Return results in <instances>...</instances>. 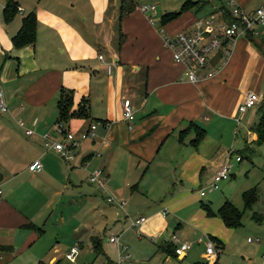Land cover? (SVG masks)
I'll use <instances>...</instances> for the list:
<instances>
[{"label": "crops", "instance_id": "obj_1", "mask_svg": "<svg viewBox=\"0 0 264 264\" xmlns=\"http://www.w3.org/2000/svg\"><path fill=\"white\" fill-rule=\"evenodd\" d=\"M12 1L17 9L10 12L4 8L5 0H0V90L7 110L0 119V263L29 245L26 240L32 228L28 224L53 203L56 194L64 196L67 190L66 195L91 199L94 190H99L123 201L120 209L116 206L125 221L115 242L118 250H123L120 237L127 228L136 229L150 242L158 237V244L176 233L191 242L183 255L175 254L187 258L185 264H214L215 260L224 264L220 252L225 243L229 245L231 227L217 213L207 214L202 202L209 201L201 199L206 192L200 194L199 189L208 185L212 172L231 150L223 130L240 134L244 147L256 137L252 129L256 120L249 123V118L253 107L258 112L257 105L242 112L237 105L248 89L257 99L264 94V40L258 37L264 24L250 38L237 36L221 66L192 82L162 45L156 26L138 8V0ZM235 1L246 9L254 8L248 7L251 0ZM221 2H211L198 13V8L206 6L198 0L161 25L169 32L189 28L196 17L219 16ZM29 11L35 16L34 40L15 45L11 36ZM222 56L218 48L201 72L212 70ZM61 88L71 90V108L81 101L85 108L82 115H68L70 129L79 131L98 121L94 135L76 146L70 165L55 150L45 149L41 139L58 116ZM125 98L134 109L130 127L122 115ZM19 118L32 128L31 134L17 125ZM200 128L202 136L193 140ZM35 158L42 167L29 170L27 164ZM96 167L103 169L104 186L88 179V172ZM72 174L80 183L72 181ZM45 175L60 189L43 184L39 177ZM133 214L144 218L138 226L128 227L127 215ZM80 226L85 225L77 223L73 228ZM80 233L79 247L83 243ZM198 237L202 239L197 241ZM207 237L213 241V253L205 252V243L203 249L190 253L195 243ZM60 247H53L48 262L59 259L60 263L67 250L58 257L55 252ZM155 251L162 250L156 247ZM98 255L113 264L105 250L93 258Z\"/></svg>", "mask_w": 264, "mask_h": 264}, {"label": "rangeland", "instance_id": "obj_2", "mask_svg": "<svg viewBox=\"0 0 264 264\" xmlns=\"http://www.w3.org/2000/svg\"><path fill=\"white\" fill-rule=\"evenodd\" d=\"M138 1V4H155V15L153 16L155 26L158 25V17L161 12L178 9L184 2V0ZM204 1L206 6L198 8L197 12L199 10L201 11L198 13L206 11V9L211 6V2H218V0ZM125 2H128V0H125ZM260 4H262V0H251L248 7H255ZM145 13L147 14L148 12ZM258 37L264 40L263 29ZM0 87L3 89V85H0ZM261 97L257 99V103ZM257 103L256 105H258ZM0 112V119L2 120L3 117H6L7 110ZM251 112L254 115L249 118V123H251L252 120H256L259 115L254 107ZM17 127L15 126L14 129V127L11 126L12 130H18L19 127ZM223 136L225 138L228 136L226 145L230 146L229 148L231 149L230 160L232 162V174L226 178L220 179L218 181V187L211 191H209L208 186L204 185L203 190L206 194L203 195L201 199L208 200L209 204L214 209H216L225 198L231 200L239 208H242L243 202L241 192L254 185L257 186L258 197L250 208L247 207L243 209L241 225L230 228L231 236L229 238V245L225 243L224 248L220 252V259L223 258L226 261L224 264H242L249 259L264 264V259H261V255L264 253V142H256L253 140L248 143V147H244L243 139L240 134H234L232 130L226 133V130H223ZM234 139H236V141H234ZM235 153L241 154V160L235 161ZM59 157L61 160H64L62 156L59 155ZM39 179L43 184H48L49 188L60 189V186H52L49 175L39 177ZM71 179L74 183L76 182V184L80 183L79 177L76 178L75 174L71 175ZM81 181L87 184L85 180ZM160 188L161 187L158 186L155 187L154 190L156 191V189L159 190ZM1 189L2 185L0 184V190ZM67 193L68 191L65 190L63 193V195L65 194L64 196H62V194H56L53 198V203L48 208H43L39 212V216L32 223L42 229H39V227H31L32 230H28L29 235L26 241L29 242V245L27 244V246L20 251L16 250L12 254L14 255L13 257L11 256L0 264H34L38 260L48 261V257L51 255L54 246H61V249L55 252L56 254H60L58 257H61L62 252L68 249L70 245L74 243L78 244L76 241L77 234L78 232H82L81 229H84V233H80L83 241L82 246L79 247L73 259L70 260L62 256L59 264H83L85 262L108 264L101 255L93 258L92 245L89 241L90 235H96L100 238L101 247L105 250L106 255L113 261V264H125L128 259L132 262L141 264H185L187 261V258L179 259L175 256L170 259L165 252L155 251L159 238L155 237L154 241L150 242L145 238L146 236L144 234L134 231L136 230L134 228H127V231L122 233L120 237V241H124L123 245H125V250L131 254V257L125 258L124 250H118L116 243L108 239L110 234L119 233L121 222L123 224L125 221L121 218V211H116V204L106 200L107 193L94 190L91 199H86L82 194L71 196L70 194L66 195ZM76 209H79V211ZM252 211L261 213L262 219L255 220L251 216ZM126 221L129 223L128 218ZM77 223H84L86 227L80 226L79 230H76L73 227ZM88 225H91V229H88ZM168 234L165 236L168 237ZM247 237H258L259 240L248 241ZM125 241H129L128 244H125L127 243ZM203 243L204 242L195 243L189 250L190 253L203 249ZM139 246H141V248H139ZM166 256L167 258H165ZM191 264H193L192 261Z\"/></svg>", "mask_w": 264, "mask_h": 264}, {"label": "built area", "instance_id": "obj_3", "mask_svg": "<svg viewBox=\"0 0 264 264\" xmlns=\"http://www.w3.org/2000/svg\"><path fill=\"white\" fill-rule=\"evenodd\" d=\"M222 5L227 7V15H224V7H220V15L216 16L214 13H208L205 16L196 17L192 25L189 28L178 29L173 32L167 31L161 24L156 25V29L160 34L162 45L170 52L172 59L178 62L182 66V73L186 79L194 82L200 78L211 75L217 67L221 66V63L225 61L230 53L234 39L241 35L246 34L248 31L253 35L258 33V25L264 24V3L255 6L252 9H246L235 0H222ZM138 8L147 13V19L149 22L154 23L153 16L155 15L154 3H140ZM225 45V46H224ZM222 48L223 56L212 70L201 72L203 67L208 62L210 56L218 49ZM101 57V54H99ZM257 103V96L252 89H248L244 92L242 99L237 105L239 112L246 110ZM6 105L2 98V92L0 90V110H5ZM122 115L127 120V126L130 127V122L134 118V109L128 99H123L122 102ZM238 121V119L236 118ZM25 134H31L32 128L26 126L24 121L19 118L16 120ZM98 121H91L86 128L79 131L70 129L65 121L55 119L49 129H46L41 134L42 143L45 149H53L60 156L63 157L65 162L70 165V161L75 155V148L79 142L88 137L94 135V129L96 128ZM235 131V130H234ZM242 158L240 153L234 154L235 161ZM231 150L227 152L222 163L212 172L211 178L208 182V188H215L218 186V181L222 178H226L231 173ZM42 167V163L38 158L33 159L27 164L29 170H36ZM103 169L96 167L88 172V179L96 185L104 186L103 181ZM1 191V190H0ZM199 193H204L203 188L199 189ZM106 199L110 202H114L120 209L123 206V201L115 199L111 194H107ZM129 216L128 226L136 227L144 218L142 214L127 215ZM117 234H110L108 239L112 242H118ZM201 237L197 238V241L201 240ZM248 240L253 238L247 237ZM254 239H257L255 237ZM174 243V252L176 256L183 255L184 252L191 246V242L188 240L180 239L178 235L172 234L171 239ZM205 252L207 254L214 252V244L212 239L206 238L205 240ZM123 250L125 245H122ZM78 250L77 244H72L64 252V257L67 259H73L75 253ZM124 257H131V254L124 250ZM261 259H264V253L261 255ZM83 264H96L93 262H85ZM125 264H141L138 262H132L127 260ZM246 264H262V262L256 260H248Z\"/></svg>", "mask_w": 264, "mask_h": 264}, {"label": "trees", "instance_id": "obj_4", "mask_svg": "<svg viewBox=\"0 0 264 264\" xmlns=\"http://www.w3.org/2000/svg\"><path fill=\"white\" fill-rule=\"evenodd\" d=\"M198 0H184V2L181 4V6L178 9L175 10H166L159 14L158 21L160 24L178 16L185 8H187L191 3L196 2ZM220 7H224V15L228 16L227 13V7L225 5H220ZM4 8L7 11H14L17 9L16 4L12 0H5ZM247 37H251V33L248 31L245 34ZM35 36V16L33 11H29L26 14H24L21 18V23L17 31L12 34L11 38L13 40V44L20 45L23 43H30L34 40ZM57 108H58V116L56 119H60L62 121H65L68 119V115H82L85 111L84 104L82 101L76 106V108H71L72 106V96H71V90L69 89H60L59 95L57 98ZM257 109H258V118L252 125V129L256 133V137L254 141L256 142H264V94L262 95L261 99L257 103ZM203 129L200 128L197 130V135L194 137L193 140L199 139L203 134ZM248 147V146H245ZM258 197V190L257 186H251L247 189H244L241 192V198L243 202V207L239 208L236 206L231 200L225 199L216 210H213L209 203L202 202L203 206L206 209L207 214L217 213L221 219L223 220L224 224L230 227H237L241 225V216L243 213L244 208H250L254 201ZM251 216L255 220L261 219V214L257 211H252ZM31 227H39L36 226L33 223L28 224ZM91 243L93 247L94 254L103 253V249L101 247L100 238L96 235L91 236ZM78 245V244H77ZM79 248V245H78ZM157 248L164 251L165 253H168L172 256H175L174 252V243L171 241H164L162 243H159L157 245ZM217 263V260L214 261V264ZM34 264H59V259H55L51 262L38 260ZM196 264H201V262H197ZM203 264V263H202Z\"/></svg>", "mask_w": 264, "mask_h": 264}, {"label": "water", "instance_id": "obj_5", "mask_svg": "<svg viewBox=\"0 0 264 264\" xmlns=\"http://www.w3.org/2000/svg\"><path fill=\"white\" fill-rule=\"evenodd\" d=\"M1 175V174H0Z\"/></svg>", "mask_w": 264, "mask_h": 264}]
</instances>
